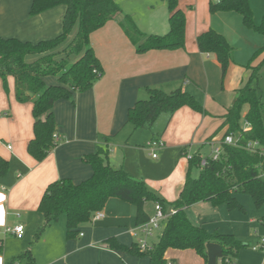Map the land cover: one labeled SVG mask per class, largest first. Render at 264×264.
Returning <instances> with one entry per match:
<instances>
[{
  "label": "crops",
  "instance_id": "0c3cea01",
  "mask_svg": "<svg viewBox=\"0 0 264 264\" xmlns=\"http://www.w3.org/2000/svg\"><path fill=\"white\" fill-rule=\"evenodd\" d=\"M116 1L122 15L91 35L104 74L93 88L76 93L74 101L61 99L55 103L58 143L43 161H37L27 151L34 135L33 103L16 100L13 77L9 78V93L0 79V155L10 161L7 177L0 180V264H29L27 257L17 260L29 249L34 255V264H150L148 256L112 249L104 243L111 237L126 246L137 243L131 233L137 226V208L118 198H110L102 210L104 217L81 225L75 238L67 237L64 216L63 220L60 218L49 225L33 244L38 228L44 223L38 208L45 190L60 178H71L76 183L90 178L93 169L83 161V156L104 145V136H112L110 163L143 178L169 202L175 201L186 182L188 155L199 152L202 157H208L211 153H204V149L207 146L212 149V143L223 140L226 133V127H221L223 116L233 106L238 90L249 83L252 68L264 64V35L247 27L238 12L212 13L211 3L221 0H179V7L187 18L186 47L146 53L136 51L118 20L127 14L144 33L167 34L170 30L168 2ZM32 3L33 0H0L1 36L38 42L61 33L67 6L59 5L32 16ZM250 4L259 24L264 16V0H250ZM210 29L223 34L234 48V59L224 78L217 56L202 52L197 44V37ZM56 82L53 78L47 81ZM253 85L260 87L263 97L260 77ZM148 87L167 92L181 87L195 95L208 114L184 106L173 115L163 113L151 128L136 129L128 122V112L138 100L148 98ZM249 126L246 121L244 128ZM153 139L162 140L165 145L152 149L148 143ZM155 203H145L150 216L155 212ZM207 204L211 205L199 202L186 211L194 224L210 231L206 220L194 219L189 214L191 208ZM226 217L230 219L218 221L214 232L235 234L247 245L239 251L233 264H264V248H256L264 236L255 241L242 239L240 223L231 219L232 213ZM19 224L24 225L22 237L6 233L8 227ZM160 234L156 239L155 234L151 237L152 244L159 240ZM166 259L168 264H205L191 249H169Z\"/></svg>",
  "mask_w": 264,
  "mask_h": 264
},
{
  "label": "trees",
  "instance_id": "16d2710c",
  "mask_svg": "<svg viewBox=\"0 0 264 264\" xmlns=\"http://www.w3.org/2000/svg\"><path fill=\"white\" fill-rule=\"evenodd\" d=\"M166 1L170 10V30L167 34H146L127 14L118 20L138 53L186 47V13L179 7V0ZM59 5L67 6L59 35L38 42L0 35V79L3 88L10 92L9 78L13 77L16 100L33 103L34 135L27 151L37 161H43L58 143L55 137L58 132L55 103L61 99L74 101L76 93L93 88L104 74L102 62L91 43L92 33L123 13L116 0H33L30 13L35 16ZM210 11L238 12L247 27L264 35V16L259 24L255 22L250 0H221L211 3ZM197 44L202 52L217 56L224 78L234 59V48L225 36L210 29L197 37ZM62 47L65 56L58 59L56 55ZM30 55H38V58L29 62L27 58ZM262 65L263 62L252 68L249 83L238 90L233 106L223 116L221 127H226L225 135H234L237 144H223L221 158L209 159L204 166L201 165V154H193L189 159L184 188L175 201L169 202L160 196L143 178L114 167L109 159L112 136H104V145H99L95 152L82 158L93 169L90 178L79 183L71 178H60L48 185L38 208L44 216V223L38 228L33 244L62 215L66 217L67 237L75 238L80 233V226L91 221L96 212L102 211L110 198L135 205L137 225H140L150 218L145 203L154 201L160 202L165 212L171 208L176 212L166 219L159 240L151 249L143 251L138 243L126 246L114 237L104 243L112 249L148 256L150 264H168L166 252L169 249L194 250L205 264H233L239 251L247 245L235 234L210 232L203 225L194 224L186 210L199 202L244 210L237 197L239 193L249 194L258 206L264 203V154L247 148L248 143L256 140L264 145V101L260 87L253 85L259 80ZM49 78H55L57 82L48 84ZM147 91L148 98L138 100L128 112V122L136 129L151 128L160 115H173L184 106L208 114L203 103L181 87L170 92L148 87ZM245 105L248 106L245 120L249 128L242 125ZM194 169L199 170L197 177L193 176ZM9 171L10 161L0 155V180L7 177ZM26 257L29 264H34L31 249L17 260Z\"/></svg>",
  "mask_w": 264,
  "mask_h": 264
},
{
  "label": "rangeland",
  "instance_id": "374dc122",
  "mask_svg": "<svg viewBox=\"0 0 264 264\" xmlns=\"http://www.w3.org/2000/svg\"><path fill=\"white\" fill-rule=\"evenodd\" d=\"M74 35L72 37H74ZM63 49H64V47L59 49L60 51L56 55V57L58 59L65 56V54L63 53ZM37 58H38V55H30V56H28L27 61L33 62ZM49 79H51V78H49ZM53 79H55V78H53ZM260 82H261V86L263 88V101H264V64H263V66L261 68V72H260ZM247 107L248 106L245 105L243 107V110H242V125H243V127L245 126V122H246L245 121V113H246ZM211 151H212V149L210 146H207L204 149V153H206V154H210ZM157 153L159 154V150H157ZM144 158L147 162H151V160H149L148 157L144 156ZM198 175H199V170L194 169L193 176L197 177ZM237 197H238L239 201L243 204V206L245 208L244 210L230 209L226 205H220L218 207H214L212 205L207 204V205H198V206L191 208L189 210V214L194 219H197L196 217H200L201 219L206 220L207 221L206 225L209 227L210 231L214 232L216 230L215 228L218 226L217 222L218 221L222 222V221H226V220L230 219V218L226 217V215L232 213V216H234V218H231V219H233V221L235 219L236 222L240 223L239 227L241 228V231H242L240 234L241 236H239L240 238L247 239L250 241H255L256 239H259L261 236L263 237L264 236V223H263V220H264V203L261 206L256 205L253 198L249 194H245V193H239V194H237ZM214 209H216V211ZM217 209H221L223 211H217ZM60 218H61V220H63L64 215H62ZM251 219H255V222L252 223ZM161 229H163V228H161ZM161 229L157 230L155 232V239H156V236L158 235V233L159 234L161 233V231H162Z\"/></svg>",
  "mask_w": 264,
  "mask_h": 264
},
{
  "label": "built area",
  "instance_id": "2783aa9c",
  "mask_svg": "<svg viewBox=\"0 0 264 264\" xmlns=\"http://www.w3.org/2000/svg\"><path fill=\"white\" fill-rule=\"evenodd\" d=\"M56 139L58 140V134L55 135ZM223 144H237V140L235 139L233 134H227L223 137L221 142L212 143V151L208 157H202L201 165L204 166L207 164L209 159L212 160H219L223 153ZM150 148L155 147H163L165 142L158 139H153L148 143ZM8 148H12L11 145ZM247 148L254 152H260L264 154V145H262L259 141H251L248 143ZM153 156H157V154H153ZM193 155H188V158L191 159ZM176 210L172 209L169 212H165L162 204L160 202L155 203V212L152 216H150L149 220L145 223L135 226L131 233L137 238V243L139 244L140 248L145 251L152 248L153 244L151 243V237L154 236L157 230H160L166 219L174 214ZM104 217V213L102 211L96 212L92 219L99 220ZM6 233H13L18 237H22L24 234V225L19 224L14 227H8L6 229ZM264 248V238L261 242L256 246V248Z\"/></svg>",
  "mask_w": 264,
  "mask_h": 264
}]
</instances>
